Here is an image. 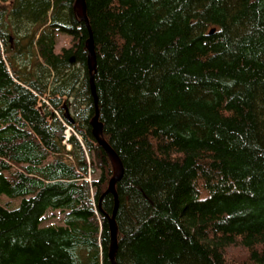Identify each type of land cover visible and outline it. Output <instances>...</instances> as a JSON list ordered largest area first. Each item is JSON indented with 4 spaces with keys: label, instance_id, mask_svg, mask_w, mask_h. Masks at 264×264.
<instances>
[{
    "label": "trees",
    "instance_id": "16d2710c",
    "mask_svg": "<svg viewBox=\"0 0 264 264\" xmlns=\"http://www.w3.org/2000/svg\"><path fill=\"white\" fill-rule=\"evenodd\" d=\"M74 3L0 0V264H111ZM84 3L115 264H264V0Z\"/></svg>",
    "mask_w": 264,
    "mask_h": 264
},
{
    "label": "water",
    "instance_id": "95a60500",
    "mask_svg": "<svg viewBox=\"0 0 264 264\" xmlns=\"http://www.w3.org/2000/svg\"><path fill=\"white\" fill-rule=\"evenodd\" d=\"M75 12L80 20H83L87 26L89 37L85 42V48L87 52V71L89 76V86L90 92L93 97L94 105H95V114L90 120V127H91V135L96 141V143L103 149L105 152L109 163L111 165V177L108 181L107 188L105 193H111L114 197V208L111 215L108 217V230H109V246H108V258L111 261V264H115L114 255L117 248V228L114 220L116 208H117V198L115 192V185L116 182L121 178L123 169L120 159L116 155V153L112 150V148L108 145L102 135V125L98 121V110H97V98L95 93V87L93 83V73L96 67V60H95V51H94V44L91 36L90 27L88 25V20L85 11V3L84 0H75L74 3ZM213 29L210 30V33ZM72 60V59H71ZM65 117L68 118V115L65 114ZM72 121L71 119H69Z\"/></svg>",
    "mask_w": 264,
    "mask_h": 264
},
{
    "label": "rangeland",
    "instance_id": "374dc122",
    "mask_svg": "<svg viewBox=\"0 0 264 264\" xmlns=\"http://www.w3.org/2000/svg\"><path fill=\"white\" fill-rule=\"evenodd\" d=\"M68 41H69L68 37H66L62 34H57L56 46H55L56 51H59L61 49V47L68 46L69 45ZM66 126H65V129H66ZM68 133L74 135L77 138V136H76L77 134L74 133L73 131L68 130ZM84 152L86 154L85 150H84ZM98 175H99V172L96 171L94 175L92 174V177L97 178ZM17 204H18L17 200H8L5 197L0 198V205H2V206L12 208V207H16ZM63 217H64V213L60 212L59 210H48L45 213L44 218H43L40 226L44 227V226H48V225H54V226L61 225Z\"/></svg>",
    "mask_w": 264,
    "mask_h": 264
},
{
    "label": "built area",
    "instance_id": "2783aa9c",
    "mask_svg": "<svg viewBox=\"0 0 264 264\" xmlns=\"http://www.w3.org/2000/svg\"><path fill=\"white\" fill-rule=\"evenodd\" d=\"M68 130L73 131L69 126H66V129L64 130V139L62 143L66 146L67 149L70 148L69 144H67V140L71 134L68 133ZM87 181H89V176L85 178Z\"/></svg>",
    "mask_w": 264,
    "mask_h": 264
},
{
    "label": "bare ground",
    "instance_id": "6f19581e",
    "mask_svg": "<svg viewBox=\"0 0 264 264\" xmlns=\"http://www.w3.org/2000/svg\"><path fill=\"white\" fill-rule=\"evenodd\" d=\"M92 36V35H91ZM88 72V71H87ZM53 107V106H52ZM98 110V109H97ZM63 119V118H62ZM63 121V120H62ZM77 139L78 140H80V137L79 136H77ZM90 171V170H89ZM89 175V174H88ZM88 177V176H87Z\"/></svg>",
    "mask_w": 264,
    "mask_h": 264
}]
</instances>
